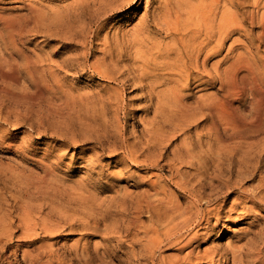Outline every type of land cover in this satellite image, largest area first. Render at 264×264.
<instances>
[{"label":"rangeland","instance_id":"374dc122","mask_svg":"<svg viewBox=\"0 0 264 264\" xmlns=\"http://www.w3.org/2000/svg\"><path fill=\"white\" fill-rule=\"evenodd\" d=\"M120 1L0 0V30L10 31L14 37L11 43L0 36V264H144L139 258L143 235L160 217L157 213H169L172 205L183 211L190 199L166 180L161 184L169 195L153 197V183L173 173L178 177L166 162L183 136H177L170 146L147 148L142 123L152 116L144 109L149 104L148 89L140 91L130 83L122 89L116 80L130 71L111 65L103 51L115 33L131 36L142 18L158 14L160 8L154 3L147 9L143 0L142 7L138 3L125 11L132 3ZM157 27L149 28L153 36L167 42ZM232 39L244 37L234 35ZM34 66L40 67L43 97L33 100V87L27 82V86L23 82L14 86L10 77L15 72L21 79L29 77ZM97 68L117 79L97 75L93 72ZM199 88L193 87L194 95L215 90ZM16 92L26 101L14 100ZM116 92L124 98L120 104L126 105L125 114L106 105L114 103L111 100ZM193 100L194 96L188 101ZM202 125L199 122L189 135L200 131ZM261 132L250 131V138L232 139L230 134L239 131L228 127L221 154L217 155L215 142L206 151L203 177L196 179L201 166L181 167L180 173L196 180L193 191L208 197L209 203H203L202 208L211 211L208 238L189 247L194 254L211 246L214 263L232 264L233 255L226 247L229 242L237 244L241 235L244 238L235 248L246 251L253 245L264 252V203L246 200L250 193L264 195ZM121 136L134 144L133 152L141 164L125 159ZM226 183L230 185L228 200L224 198ZM233 198L240 203L227 218ZM152 200L153 205L157 203L155 209L147 207ZM219 212L220 220L215 223L214 215ZM225 231L229 234L224 235ZM168 247L163 245L159 253L182 257L188 250ZM134 255L138 258L132 263ZM242 258L247 259L245 255ZM204 261L196 264H213Z\"/></svg>","mask_w":264,"mask_h":264},{"label":"bare ground","instance_id":"6f19581e","mask_svg":"<svg viewBox=\"0 0 264 264\" xmlns=\"http://www.w3.org/2000/svg\"><path fill=\"white\" fill-rule=\"evenodd\" d=\"M124 3L133 4V0L121 2V4ZM154 3H158V8H160L158 14L152 13L148 15L149 17L142 18L134 27L131 36L125 34L119 37V34L115 33L111 41H106L105 47L103 46L104 56L110 59L108 61L111 65H121L123 69H128L127 72L130 71L120 81H117V78L113 79L112 74L111 78L107 75L109 79L116 80L122 89L125 88L124 84L129 83L140 91L148 89L149 104H145L144 109L149 110L152 116L144 122L141 121L144 132L142 134L147 136V148H157L168 143L170 146L177 136H183L179 139V143L171 148L172 155L166 162L169 168L176 171L178 177L174 178L173 173L171 177L162 178L153 183V185L156 184L153 188L155 191L153 197L166 193L163 184H161L166 180L180 193L187 194L190 199L187 201L185 209L181 208L183 211H179L177 206L174 207L170 204L172 210L169 213L165 211L157 213V218L160 217L157 221L155 220L153 227L150 226L151 228L143 235L142 240L145 243L142 245L144 248L140 246L143 250L141 249L139 258L145 261L144 264H196L204 260L218 264L219 262L212 261L215 251L210 248L211 246L196 254L193 253L192 248L189 249L193 244L198 243L197 245H199L208 238L207 228L210 227L209 230H211V220H209L211 211L202 208L203 203H209L205 193L193 191V181L196 180L192 181L187 178L180 173V170L185 165L194 168L201 166V171L197 173L196 179L199 176L203 177L207 169L204 168L206 162L204 155L206 151L211 150L212 142L216 143L217 155L221 154L228 127L239 131V133L230 134L232 139L239 140L250 138L247 137L250 131H264V0H145V7L148 9ZM117 9H113L114 12ZM153 25L158 26L157 30L164 34V40L168 39L167 42L159 41L153 36L149 29ZM255 28L256 31H253ZM234 35L243 36L244 40L232 39ZM0 36L4 40L14 42L13 33L10 31L4 33L0 30ZM228 41L230 42L227 45ZM102 61L106 63L107 60L103 59ZM6 62L11 63L9 60ZM12 62L15 63V60L13 59ZM105 63L102 65L106 67ZM105 67L104 69H106ZM39 68L34 66L33 70L29 71L28 78L21 79L19 72H15L16 74L10 77V82L14 86H18L20 82V84L23 82L25 85L27 82L31 85L34 89L33 100L43 97L41 90L43 82L38 77L40 76ZM98 69L93 72L102 77L103 74L106 76L104 70ZM123 74L121 73V75ZM194 86L201 87L199 90L202 87L215 90L211 93L194 95L195 93L192 92ZM8 92L11 93V91ZM109 94L111 93L109 92ZM117 95V92L112 95L113 104L106 105L110 108L113 107L115 113L122 110L125 114L126 105L120 104L124 98ZM12 96L16 101L21 99V101H26L21 93L16 92ZM192 96H194V100L188 101ZM250 114H252V120L248 121L247 117ZM199 122L203 124L202 129L196 131L194 135H189L192 128L197 130ZM122 138L125 159L133 164H141L142 162L133 152L134 144L128 143L125 137ZM201 146L204 148L198 149ZM151 163L145 162L144 164L150 165ZM225 187L224 198L228 200L227 191L230 189V185L226 183ZM244 193L242 191V194ZM251 194L250 196L249 194L245 195L246 200L254 198L252 201L258 200L259 203H264V195L257 196L255 192L254 195ZM153 200L147 202V207L155 209L157 203L153 205L155 203ZM231 202L227 218L231 216L232 212H235V205L240 203L237 198H233ZM166 206L169 207L168 204ZM210 208L214 210L215 207ZM256 214L260 215L259 212ZM214 216L215 223H217L220 220V212L215 213ZM202 228L204 231L201 232ZM227 232L225 231L223 234L228 235ZM242 238H244L243 235L239 237L238 241L241 242ZM238 243L234 242L232 245L229 242L226 247L233 255L231 257L232 264H264L262 247L252 248V245L251 247L247 246L246 251L238 250V247L235 248V245H239ZM163 245L177 246L178 252L183 249L188 250L183 256L181 255L182 257L176 253H172L176 255L175 257H166L163 253V255L159 253L164 249H161ZM164 247L166 249V246ZM244 255L247 258L246 261L242 258ZM135 256L132 257V263L138 258V255Z\"/></svg>","mask_w":264,"mask_h":264},{"label":"snow or ice","instance_id":"6c2138e0","mask_svg":"<svg viewBox=\"0 0 264 264\" xmlns=\"http://www.w3.org/2000/svg\"><path fill=\"white\" fill-rule=\"evenodd\" d=\"M139 3L142 7L143 5V0H133V4L129 5L127 9H125V11L130 10L131 8L135 7L136 4ZM122 13H118L117 15H121Z\"/></svg>","mask_w":264,"mask_h":264}]
</instances>
